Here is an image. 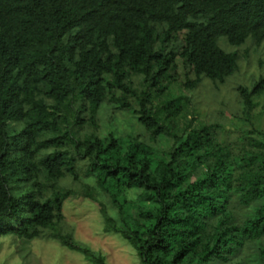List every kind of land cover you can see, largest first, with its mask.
<instances>
[{
  "label": "trees",
  "instance_id": "obj_1",
  "mask_svg": "<svg viewBox=\"0 0 264 264\" xmlns=\"http://www.w3.org/2000/svg\"><path fill=\"white\" fill-rule=\"evenodd\" d=\"M221 37L260 47L264 0H0V236H49L108 264L61 224L76 194L61 179L80 182L88 161L85 175L119 208L116 219L102 204L105 231L141 264H264V132L250 113L264 77L237 87L253 128L237 152L219 140L218 123L178 134L183 97L155 105L179 60L196 76L188 89L203 78L223 85L239 70ZM104 103L134 110L148 136L101 137ZM166 135L176 141L161 151ZM132 191L151 207L127 210Z\"/></svg>",
  "mask_w": 264,
  "mask_h": 264
},
{
  "label": "rangeland",
  "instance_id": "obj_2",
  "mask_svg": "<svg viewBox=\"0 0 264 264\" xmlns=\"http://www.w3.org/2000/svg\"><path fill=\"white\" fill-rule=\"evenodd\" d=\"M218 43L226 52H237L240 56L239 70L230 76L225 84L217 86L212 80L203 78L198 88H186V84L189 81L194 82L196 76L186 69L182 61L179 60L176 71L177 81H168V90L162 97L155 99V105L162 106L171 97H183L184 111L176 119L178 134L181 135L185 131L199 128L203 124L218 123L221 126L218 130L219 140L237 152L241 150L242 146L248 148L247 137L250 135L247 130L253 129L250 121L247 120L248 114L242 104L237 87L240 85L252 87L255 81L264 77V43L258 47L252 42L251 37L241 46H231L224 37H221ZM140 80V77L134 78L138 85ZM255 102L257 106L250 113H252L256 129L264 132V95L255 99ZM98 117V134L101 137L108 138L114 134L128 142L131 136L137 134L143 137L148 136L145 128L138 122L134 110H121L118 104L104 103ZM258 138L262 139L259 136ZM175 141L173 136H162L158 140V148L161 151H166L174 145ZM158 160L159 158H153V163H157ZM87 164L88 161L79 163L80 182L66 177L61 179L59 184L60 187L76 191V194L70 197L65 204V218L61 223L63 231L72 232L74 239L79 244L90 248L95 254L103 255L108 264H141L135 248L120 235L105 231L106 224L104 223L102 204L107 213L116 219L119 208L118 206L114 207L110 203L109 197L96 187L95 176L85 175ZM83 184L88 185L94 191L96 200L81 193ZM135 193V191L130 193L134 201L127 210L133 211L141 204L150 206L140 202ZM124 200L121 198L119 203L122 204ZM241 210L251 214L249 210L255 211V208ZM47 233L49 235L52 231L49 230ZM242 251L241 257H249L244 253V250ZM245 251L250 252V250ZM0 264L92 263L87 261L81 253L71 251L60 241L53 240L49 236L24 240L8 235L0 236Z\"/></svg>",
  "mask_w": 264,
  "mask_h": 264
}]
</instances>
